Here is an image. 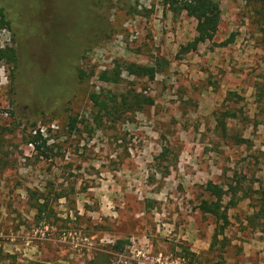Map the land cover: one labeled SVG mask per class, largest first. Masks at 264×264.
<instances>
[{"label": "rangeland", "instance_id": "1", "mask_svg": "<svg viewBox=\"0 0 264 264\" xmlns=\"http://www.w3.org/2000/svg\"><path fill=\"white\" fill-rule=\"evenodd\" d=\"M215 1L214 37L186 51L196 20L165 0H0V49L17 54L0 62V264H264V220L248 219L264 188V0ZM208 182L230 222L217 241Z\"/></svg>", "mask_w": 264, "mask_h": 264}, {"label": "trees", "instance_id": "2", "mask_svg": "<svg viewBox=\"0 0 264 264\" xmlns=\"http://www.w3.org/2000/svg\"><path fill=\"white\" fill-rule=\"evenodd\" d=\"M169 9L173 12L185 11L186 14L196 20V36L195 38L183 46V50H196L198 44L211 40L220 22V6L215 0H165ZM9 27V19L5 12L4 7L0 2V29ZM228 43V40L224 42V45ZM0 62H4L9 66L15 67L17 62L16 49L14 47H5L0 49ZM129 74L139 78L147 77L153 79L156 73L154 66L130 64L127 66ZM100 79L104 81H116L119 79V72L116 71L114 76L108 75V71H103L100 74ZM93 102L98 103L97 96L91 95ZM223 116H233L230 112H221V115L217 118V125L221 126L225 130L223 123ZM29 141L34 145V148L39 150L41 147L46 146L47 138L43 137L39 130H34V134H30ZM205 190L209 192V195L213 198L212 200H203L199 204V209L203 213L212 215L217 222L215 231L213 234V241L218 240L220 234L223 235V231L226 226L230 223L227 216V206H223L220 200L222 194V188L217 184L208 182ZM38 211L45 210L44 203H38ZM249 221L254 222L255 220H264V188L259 192L256 204L253 209V213L249 216ZM223 239H226L224 236ZM31 264H49L43 261H35Z\"/></svg>", "mask_w": 264, "mask_h": 264}]
</instances>
